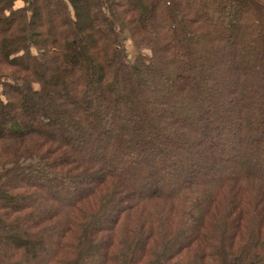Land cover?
Returning a JSON list of instances; mask_svg holds the SVG:
<instances>
[{
  "label": "trees",
  "instance_id": "obj_1",
  "mask_svg": "<svg viewBox=\"0 0 264 264\" xmlns=\"http://www.w3.org/2000/svg\"><path fill=\"white\" fill-rule=\"evenodd\" d=\"M16 1L0 0V264H264V0ZM225 46L236 88L205 97Z\"/></svg>",
  "mask_w": 264,
  "mask_h": 264
},
{
  "label": "rangeland",
  "instance_id": "obj_2",
  "mask_svg": "<svg viewBox=\"0 0 264 264\" xmlns=\"http://www.w3.org/2000/svg\"><path fill=\"white\" fill-rule=\"evenodd\" d=\"M23 4H24V2L22 0H17L16 1V6L17 7H20ZM196 8L201 9V10L206 9L208 11L209 18L211 20L214 19V22H218V21L221 20V17L218 16L216 14V12L213 13V10H214L213 9V4H209V5H207L204 8V6H202V4L199 3V4H196ZM47 14H49V13L47 12V13H44L42 15V20L39 21V23L41 25H42V23L44 24L46 22L45 20L47 19ZM225 23L227 25V22L226 21H225ZM154 24L155 23H150L151 26H153ZM227 28L228 27L224 25V22L223 23L221 22L220 23V27L215 26L214 27V31H207L206 32L204 41L207 40V39H209V37H211L214 32L219 33V34H225V33H227L228 32ZM200 42H202V41H200ZM196 54H197L196 52H193V55L194 56H196ZM235 55H236V48L235 47H232V46H229V47L228 46H225L222 50H219V52L216 54L215 60H214V63L216 65V67L214 69L217 68L215 73H217L218 75H217L216 79L215 78L214 79H211L210 77L207 78V80L205 81V85H207L208 89L205 92H203V94H202L203 96L207 97L209 95V91L210 90H215L216 88H218L223 95H225V96L227 95L228 96V91L231 90V88H234V89L236 88L234 86L235 84H233V82L235 81V78H236V72L233 70V67L231 65H229L232 57H235ZM86 58H87V62H82L81 66H83V64H84L85 67L88 70H91L92 65H94V63H92L90 61L92 57L86 56ZM2 68H3V70L5 72H9V71H12L13 70L9 66H5V65H3ZM241 69H243V68L241 67ZM202 71H203V69L200 68V66H198L196 68V72L195 71H190L189 74H191L193 76V78L195 79V81H198L197 78L198 79H201L204 76V73H202ZM67 86H68V91H69L70 88H72V85H71V83H68ZM163 86H165V84ZM159 88L160 87H158V89ZM62 92H63V96H64V95H66V92L67 91L66 90H64V91L62 90ZM152 95H153V92H151V94L148 95L149 98ZM155 95H157L156 92H155ZM140 102H139L140 103V107L142 105H143V108L146 105L150 106L149 104H147L148 101L147 102L145 101L143 103L142 100H140ZM35 105H38L37 108H41L40 105H39V101H35L34 105H32V106H35ZM48 107L49 108H45L44 109L45 112H47V111L48 112H51V111L53 112L55 110V108L52 105H50ZM232 115L234 116V119L236 121L238 120V123H240L241 118H242L241 115L237 111H232ZM62 120H64L63 117H62ZM158 122H159V118H158ZM195 126H197V125H195ZM197 127H199V126H197ZM262 128L264 129V125L262 126ZM199 131H201V129H199ZM79 149L82 152L84 150L83 147L82 148L79 147ZM181 156L182 157L179 159L181 161H184V159H189V160H193L194 161V159H192V157H193L192 155H190V156H188V155H181ZM193 169L196 170L194 172V174H196V175L200 174L204 179L205 178H210V177H218L219 175L222 174V172H221L222 170L220 171L219 168H215V167L213 168V166H210V167H208V166L207 167H204V166H196ZM89 181L90 180L88 179L87 184L89 183ZM0 238L2 239V240L0 239V244H3L5 247H9L11 245V243L9 242V239L8 238H2V237H0ZM97 253H98V255H101L102 249L98 248ZM92 262H93V260L91 259L90 264H92Z\"/></svg>",
  "mask_w": 264,
  "mask_h": 264
}]
</instances>
